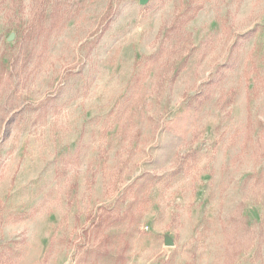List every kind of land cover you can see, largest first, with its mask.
Returning <instances> with one entry per match:
<instances>
[{"label": "rangeland", "instance_id": "rangeland-1", "mask_svg": "<svg viewBox=\"0 0 264 264\" xmlns=\"http://www.w3.org/2000/svg\"><path fill=\"white\" fill-rule=\"evenodd\" d=\"M0 264H264V0H0Z\"/></svg>", "mask_w": 264, "mask_h": 264}, {"label": "water", "instance_id": "water-1", "mask_svg": "<svg viewBox=\"0 0 264 264\" xmlns=\"http://www.w3.org/2000/svg\"><path fill=\"white\" fill-rule=\"evenodd\" d=\"M149 2H150V0H140V4H141V5H146V4H148ZM14 38H15V35L12 34V35L9 37L8 41H9V42H12V41L14 40ZM166 246H168V247H172V246H174V242H173L172 240H170L169 238H167V239H166Z\"/></svg>", "mask_w": 264, "mask_h": 264}]
</instances>
